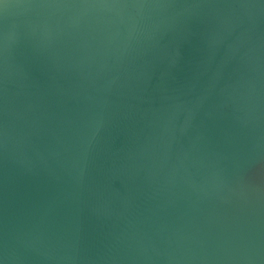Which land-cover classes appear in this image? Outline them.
Segmentation results:
<instances>
[{"label": "water", "instance_id": "water-1", "mask_svg": "<svg viewBox=\"0 0 264 264\" xmlns=\"http://www.w3.org/2000/svg\"><path fill=\"white\" fill-rule=\"evenodd\" d=\"M0 264H264V0H0Z\"/></svg>", "mask_w": 264, "mask_h": 264}]
</instances>
